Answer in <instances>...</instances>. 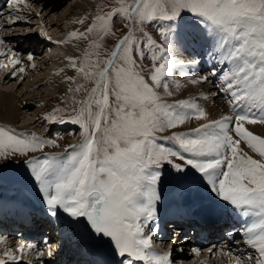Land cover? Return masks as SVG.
<instances>
[{"label": "snow or ice", "instance_id": "1", "mask_svg": "<svg viewBox=\"0 0 264 264\" xmlns=\"http://www.w3.org/2000/svg\"><path fill=\"white\" fill-rule=\"evenodd\" d=\"M22 3L24 0H7L12 11L0 27L24 19L17 12ZM115 4L111 11L97 14L84 32L73 31L67 40L57 42L88 39L91 34L103 41L116 35L114 19H123L127 29L107 59H100L102 44L97 40L89 44L91 51L85 50L79 63L69 58L77 77L92 84L89 89L85 83H77L76 77H68L76 84L70 92L87 93L76 101L80 107L73 108L74 114L68 117L81 130L80 142L68 145L64 155L44 153L42 158L24 161L48 210L52 216L63 210L71 222L84 219L90 226L88 238H108L114 253L125 257L126 264H175L172 249L157 252L153 247L156 233L149 223L157 218L159 187L164 181L162 165H171L177 174L190 166L206 180L208 190L223 206L249 218L243 229L244 243L255 251V264H264V137L245 127L264 124V0H115ZM184 14L192 16V39L207 44V55L220 65H231L219 74L213 70L211 75H219L221 91L229 94L227 103L235 116L208 120L205 110L191 101L169 104L162 99L158 89L171 96L168 80L184 64L177 59L183 47L178 22ZM85 19L77 22L84 24ZM156 21L170 22L159 28L163 43L146 30ZM4 43L0 39V44ZM8 52L12 53L10 75L15 77L25 69L17 67L22 61L15 58L16 53L10 48ZM2 56L7 53L0 51ZM27 59L31 61L32 55ZM145 60L150 61L147 70ZM189 63L198 65L199 61ZM7 67L0 61V68ZM201 79L206 81L207 77ZM176 87H180L178 82ZM60 112L55 109L45 119L52 123ZM193 117L207 122L191 133L173 132L170 139L180 151L156 143L157 132L176 129ZM59 122H65L63 116ZM242 144L259 158L245 151ZM45 146L59 147L54 140L35 133L15 134L14 129L0 127V159L4 161L43 152ZM176 158L183 163H176ZM175 179L177 186L183 184L180 175ZM193 194L191 189L181 192L182 196ZM4 242L0 237V244ZM26 248L31 250L35 245ZM192 251L200 253L197 248ZM20 252L25 253L23 244ZM43 255L38 253V257ZM224 255L232 254L228 251ZM20 259L6 249L0 264H19ZM247 260L252 264L253 256L249 254Z\"/></svg>", "mask_w": 264, "mask_h": 264}, {"label": "bare ground", "instance_id": "2", "mask_svg": "<svg viewBox=\"0 0 264 264\" xmlns=\"http://www.w3.org/2000/svg\"><path fill=\"white\" fill-rule=\"evenodd\" d=\"M37 1L40 2L42 0H37ZM94 1L95 0H73V1L72 0H48L46 5L49 6V3L51 2L53 3V5L49 7L50 10L47 11L44 18L47 17L48 13L52 14V12H55L54 10H56L57 7L63 4H66L67 2H70V3L68 6H66V9L64 8L62 12H58L56 17H54L52 14L46 19L45 26H49V28L47 29L48 30L53 29V31L52 32L47 31L45 33L44 29L42 30V28H39L42 25L37 27L38 25H36L34 21L33 22L30 21L33 19V15H34L33 14L34 8L30 4L32 1L24 0V3L19 4L17 6V12L19 13V15H22L24 19L14 21L12 25L8 26V25L3 24V26L0 27L1 28L0 34L1 35L5 34V36H3L5 40L4 39L3 40L6 43V46H3L2 44H0V51L5 52L6 50L10 48L12 49V52L18 53L19 50H21L20 58L23 62H22V65H19L17 67H23L25 69L24 72H17V75L13 77L10 75L13 69L11 66L8 65V62L6 63V61H9V58L12 55V53L9 54L8 56L0 57V61L3 62V57H4V60L6 59V61L3 63L9 66V68L8 67L3 68V69L0 68V72L2 74V76L0 77V122L2 123L4 122L3 124L5 125L6 124L12 125V126L14 125L13 127H15V130L20 133L21 132L29 133V130H31V133L34 132L35 134H38V135L39 134L45 135V134H42L41 131H40L41 133H38L35 130H33L37 126V124H35L36 121H34L35 120L34 115L36 113L35 111L42 108V106L45 103V99L48 98L47 96L51 94V92L47 90V86L49 88H52V87L54 88V87H59V86H62L63 88L65 87L62 81V76L66 75L70 71L69 58L77 54L76 45L78 44L77 42H74L73 39L68 41L67 43H57V42L67 40L68 35L71 33L70 30L72 29L71 28L72 26L67 25V21H68L67 18L70 12L73 10L72 6L73 7L76 6L80 10L85 11L92 6L95 7ZM23 5H24V8H23ZM0 6L1 8H4L3 11H1L0 13L7 12L5 15V19H6V17L9 16L12 11L10 9V13H9L8 10H6L8 7L7 0H0ZM67 8H69V10ZM27 11L29 12L28 14H27ZM30 14H32V16L30 20H27L29 19ZM182 19H186L187 23L190 21L192 22L191 15L187 17H183ZM28 21H30V25H28V27H24V28L14 27V29L12 30H7L9 27L11 28L15 24L19 23L18 26H20L24 23L25 24L29 23ZM0 23H3L1 16H0ZM173 23H177V22H173ZM178 23L181 26L180 32H181V36L183 37V41H182L183 47H182V51L177 54V59L182 60L184 64L182 68L178 67L176 70H174L173 77L168 80L169 89L172 88L170 86H173V89L172 90L170 89L171 91H174L175 89H179V90L181 89V91H185V88L190 86L193 80L197 81L195 83L196 87L194 88L193 91L195 94L194 96H199V100H194V101H197V103L200 104L198 106L205 110V112L207 113V117H208L207 119L211 118L212 120H219L222 117V114H224L225 116V113H223L222 108L219 107L218 101L216 102V104H214V102L209 99V93H208L209 89H207L205 81H202L201 79L202 77H200L202 73L204 72L209 71V73L211 74L213 70L216 71L219 63L217 60L207 55V52L209 51V47L207 44H205L202 40L194 41L192 39L191 35L189 34L191 24L187 25V23H185L184 20H181ZM56 30L65 31V32L60 34V33H57ZM17 36H22L23 38H26L25 42L29 43V48L30 47L31 49L32 47L38 48V50L40 49L42 52H44V55H45L44 57L41 56V59H40L42 60V63H44L43 69L45 70L42 73H35L34 74L35 76L33 75L34 77L30 75L32 78L27 82L28 84L25 85L27 88H26V91L23 93L18 92L19 90L15 92L14 89H13L14 90L13 92L11 89H9L11 87L7 88L8 85L7 87H3L10 80H13V78H15L17 81L18 80L20 81V79L25 80L30 74V72H32L33 74L34 69L37 67V63L32 61L33 59L31 61H28L27 59L28 56L23 55L25 50L21 49L20 47L15 46L14 41L17 38ZM50 48H54V50L52 49L53 52L49 51ZM16 57L17 55L15 56V58ZM193 59L199 61V64L191 65L189 62ZM45 63H47V66L45 65ZM32 65H35V67H32ZM40 65H39V68H40ZM49 65H51V67H49ZM210 78L214 80L213 82H210V83L216 84L215 88L217 89L219 85H221L220 82L217 83L218 81L217 75H211ZM176 82L179 83L180 85L179 88L176 87ZM179 93L181 94V92ZM187 95L184 97V100L190 99V96L189 95L187 96ZM228 98H229V95L223 94V105L224 106L228 105L232 108V106L227 103ZM204 99L206 100V104L205 102H203ZM29 104L34 105V107H31ZM252 111L255 114H258L257 110L253 109ZM231 114H235V113L231 111ZM194 120L197 121V119H194ZM202 120L203 119L199 120L198 123L202 122ZM195 121H193V119H190L189 121L186 122L187 123L186 126H188L189 128L196 127L197 124L195 123H194L195 125L193 124V122ZM245 127H247L254 134L264 137V124H259V123L253 124V125L246 124ZM56 132L59 133L60 130L54 131L53 134ZM242 147L244 148L245 151H248L250 155H253L254 158H259L258 156H256V154L251 153V151L247 149L246 145L242 144ZM63 153L64 152L61 151L60 155H63ZM195 178L196 179L194 181L195 182L198 181L201 184V187L197 185H195L196 187L193 189L186 187V179L183 178V184L181 186H177L176 188L170 186L169 189L161 193V200L157 203V214H156L157 218L154 221H150L149 223V228L155 231L156 233L154 236L153 247L156 248L155 250L157 252H165L164 250L166 247L173 250L172 245L174 246L177 245L176 244L177 242L168 241L169 240L167 238L168 234H166L165 232L164 225H165V222H167L168 220L174 219V217L179 214H183V212H185L184 211L185 208H189V209L197 208L198 209L200 207H207V208H204L203 210V211H206V213H212V214L215 213V214L222 215V216L225 215L227 212H230L231 210L230 207L223 206L222 202H220L217 198L214 197L213 194L210 193V191L208 190V187L206 186V180H204L201 177V174L199 176L198 174L195 175ZM170 185H177V181L171 183ZM13 187L19 189L21 185L20 184L13 185ZM0 189H5V188H0ZM184 189H191L193 190L194 194L182 196L181 192ZM21 192L23 194L24 190H22ZM25 200L27 201L26 198ZM20 205L22 206V204ZM208 206H211V207H208ZM8 211L9 210H6L3 212L1 211V207H0V218L2 216H5L4 213ZM28 211L29 209L22 207V209L18 211V214L26 213ZM57 212H59L60 214V217L58 216L57 218L56 216H52L50 212L48 214V219L55 222L56 224V229H54V231L50 233L52 235L50 234L48 235L49 239L52 236L51 240L44 239L47 235L45 237H42L41 235V229L45 227V224H49V222H47L45 218L40 219L36 233L31 234V235L29 234L16 235L18 231H17V228H15V229H12L6 236V230L2 227L3 223H0V237L3 236V238H5V242L0 244V246L4 247V249L1 250L2 252L0 253V255H3V252L6 249H10L8 247L9 246L8 242L11 241L10 238L12 237V239H16L17 237V239H21L20 243L17 244L18 250H20L21 244L23 245L34 244L35 245L34 249L28 250L27 248H25V251L31 252L30 254L32 257H37V261L39 262V264H47V263H44L45 260L50 261L49 264H61L62 262L66 263L65 260L67 259L68 254L71 255L73 258H70L67 261V264L68 262L73 261V260L80 262L81 260L85 259L86 256H83V254H85L86 251H91L98 244L96 240H94L95 238L94 239L88 238L90 234V229H88V231L80 230L78 226L79 222L78 224L77 222H71V218L68 217L67 214H66V219L68 222H66L65 216H64L65 214H62L61 213L62 211H59V210ZM9 215L10 213H7V216ZM243 219L245 220L246 226H247V223L250 222L249 218L245 219V217H243ZM81 222L82 220H80V223ZM67 223L70 224L71 228H69V225ZM215 225H219V223L215 221H211L210 229H212L213 226ZM26 228L27 227H24V229ZM2 233L3 235H1ZM54 235L56 236L55 240H54ZM220 236L222 240L219 242H216V243L211 242L213 243L211 245L209 244L207 245V242H205L202 245H199L200 248L207 247L208 250L211 248L212 252L209 255L214 253L216 256L217 253H219L216 257L213 256V258H217V260L212 262L210 261V259H208L209 263H206V264H224L223 261H220L218 259V257H220L221 255H223L224 258H226V261L228 264V260L230 261V257L224 255V253L228 252V249L230 250L232 248L235 249L233 251H234V254L236 255L232 254V259L229 264H245V263L248 264L247 257L249 254L253 256L252 264H255V256H256L255 251L248 248V246L244 243L245 237L243 235V232L240 233V238L239 240L237 239L238 241L236 242H234L235 239H229V238L225 239V236H223L222 234ZM177 238L180 239L181 237L179 236ZM187 239L188 238H186L185 241H187ZM11 242L13 243L16 241L13 240ZM103 242H104V245L102 248L105 254L103 257L104 258L103 263L101 264H121L122 261L124 262V264H126L125 257L119 258V261L111 260V258L112 257L114 258L115 256L112 251L114 246L107 240ZM105 242H108V245L105 244ZM155 242H157V245ZM189 244L190 242L188 240L187 242L184 243L185 247L183 248L180 247L182 250V252L180 253V259L184 261L187 258L186 256L188 255V251H190L189 256L191 255L194 256L196 254L192 250H190L188 246ZM49 245H51V248L49 247ZM161 245H163L164 248ZM192 245H195V243H193ZM53 246L57 248V251ZM236 247L237 249L239 248L238 251ZM11 251L14 252L15 250H11ZM49 251L52 252L51 256L47 254ZM80 251L82 252L79 253ZM39 252H43L44 255L42 257H38ZM53 252L58 255H65V258H61L59 256H57L56 258V256L54 257ZM65 252H67L68 254H65ZM30 254L28 255V257L25 258L26 261L20 260L19 264H27L29 261H31V264H33L32 258H29ZM238 255L239 257H241L239 261L235 259V257H237ZM205 258L206 257H203V256L200 257V259H205ZM7 263L13 264V262H7ZM137 264H143V263L137 262Z\"/></svg>", "mask_w": 264, "mask_h": 264}, {"label": "rangeland", "instance_id": "3", "mask_svg": "<svg viewBox=\"0 0 264 264\" xmlns=\"http://www.w3.org/2000/svg\"><path fill=\"white\" fill-rule=\"evenodd\" d=\"M31 1L32 2L30 4L34 8V11L33 10H31V11L34 12L33 13L34 15H33V19L30 20V18L32 16V14H30L29 19H27V20H30L31 22L34 21L35 24L38 25L37 27L42 25L39 28H42V30L44 29L45 33L47 31L48 32H52L53 31V29H49V30L47 29V28H49V26H45L46 19L52 14H53L54 17H56L57 13L58 12H62V10L64 8L66 9V6H68L69 3H70V2H67L66 4H63L64 6L61 5V6L57 7V9L54 10L55 12H52V14L48 13L47 17L44 18V16L46 15L47 11L50 10L49 7L51 5H53V3L52 2L49 3V6H48V5H46L48 0H42L40 2L37 1V0H31ZM38 2H39V4H38ZM94 2H95L94 3L95 7L92 6V7H90L89 9H87L85 11L80 10L76 6H74V7L72 6L73 10L70 12V14H69V16L67 18L68 19L67 25L68 26H72L71 27L72 29L70 30V32H73V31H76L78 33L79 32H84L86 30V28L92 23L93 18L97 14L107 13V12L111 11V9L113 7L116 6L115 0H95ZM96 2H98V3H96ZM23 8H24V5H23ZM3 9L4 8H1L0 12L3 11ZM67 9L69 10V8H67ZM6 10H8V12L10 13V9L8 7H7ZM6 13L7 12H3V15L1 16V19L3 21L6 20L9 17V16H7L6 19H5ZM28 13L29 12L27 11V14ZM27 14H26V16H27ZM84 18H87V19H85V23L84 24H80V23L77 22V21H79L81 19H84ZM182 20H184L185 23H187L186 19H182ZM30 21H28L29 23H27V24L24 23V24H22L20 26H18L19 23L15 24L11 28L9 27L7 30H12V29H14V27H16V28L28 27V25H30ZM169 23L170 22H168V21H156L151 26H148L146 28V30L148 31V33L150 35L153 36L154 39L157 40L158 43H163L162 39L159 36V28L160 27H167ZM123 24H124L123 19H114L112 27H113V30L115 31L116 35L115 36H107V37L104 38L103 41H99L98 37L95 34L89 35L88 39H83V38L76 39V38H74L73 39L74 42H77V44H78V45H76L77 54H75L76 56L73 55L71 58L75 59L77 61V63H79V61L83 58L85 50L91 51V49H89V44L93 40H97L99 43L102 44V47L100 48V59L101 60L107 59V57L110 54V52L114 49L115 44L127 32V29H125L123 27ZM190 24H191V21L187 23V25H190ZM5 25H7V24H5ZM0 30H1V28H0ZM56 32L61 34V33H64L65 31L56 30ZM16 33H17V31H16ZM137 35L139 36L140 34L137 33ZM0 36H1L0 39H4L5 40V38L3 37V36H5V34H3V35L0 34ZM25 40H26V38H23L22 36H17V38L14 41V44H15L16 47H20L21 49L25 50L23 55H27V56L29 54L32 55V57H33L32 61L37 63V67L38 68L36 67L34 69L35 72L33 71V74H32V72H30V74L26 78L28 80L20 79V81L19 80L17 81L15 78H13V80H10L5 86H3V87H7V85H8L7 88L11 87L9 89H11L13 92H14V90H15V92H17L18 90H19L18 92H21V93L25 92L26 88H27L25 85H27L28 84L27 82L32 77L35 76L34 74L35 73H42L45 70V69H43L44 63H42V60H40L41 56L42 57L45 56L44 52H42L40 49L38 50V48H33V47H32V49H31V47L29 48V43H26ZM2 45L6 46V43H4ZM52 49L54 50V48H50L49 51H52ZM20 51L21 50H19V52L16 53V55H17L16 58L21 60ZM35 51H37L38 53L35 52ZM5 52L7 53V56L9 54H11L10 52H8V50H6ZM10 58H12V55L10 56ZM5 61H6V59L4 60V57H3V62H5ZM7 62H8V65L11 66L9 61H6V63ZM20 65H22V63ZM39 65H40V68H39ZM45 65L47 66V63H45ZM9 66H8V68H9ZM49 67H51V65H49ZM144 67H145V70H147L148 67H150V61L149 60H145L144 61ZM218 67H219V69H218ZM218 67L216 69L217 74H219L221 72L222 68H229V67H231V65L227 66L226 63L224 65L218 64ZM3 75H4V73H3ZM1 76H2V74L0 72V77ZM68 77H76V82L77 83H85V86L87 88H89V89L92 87V84L90 82L86 83L83 80V77H77V73H76L75 69H73L71 67H70L69 73H67L66 75L62 76V81H63V84L65 86L64 88L62 86L54 87V88L53 87L49 88L47 86V90L49 92H51V94L48 95L47 96L48 98L45 99V103L42 106V108L37 110V111H35L36 113L34 115V118H35L34 121H36L35 124H37V126L33 130H35L38 133L42 132V134H45V135H40V134L39 135L36 134V135H38V136H40V137H42L44 139L54 140L56 142V144L59 145V147L45 146V148L43 149V152L38 151L36 153H29L27 157H19V156H17V157L12 158L9 161H4L3 159H0V188H5V189H0V190H2V191H0V200H2L3 198L4 199L9 198L8 201L15 200L16 204L20 203V204H22V206L29 205L30 203H35L38 200L39 202H42V204L47 206L44 203V201H43L42 194L39 192L38 185L35 183L34 178H32L31 175H30V169L27 168V165H26V163L24 161L26 159H31L32 157L42 158L44 153L60 155V152L61 151L64 152V150L68 147V145L77 144V143L80 142V140H81L80 131L81 130H80V128H79V126L77 124L71 123L68 120V117L70 115L74 114L72 112L73 108H79L80 107V105L77 104L76 101L82 100L87 95V93L84 92V91H81L79 93H76L74 91L70 92L69 89L70 88L71 89H75L76 84L73 83L72 81L68 80ZM200 77H207L208 78L205 81V84H206L207 89H209L208 90L209 99L212 100L214 102V104H216V102L218 101L219 107L222 108V111H223V113H225V116L226 115L235 116V114H231L232 108L230 106H228V105L224 106L223 105V94H225V95H229V94L227 92L221 91L220 85H219L220 88L218 87L216 89L215 88L216 84H211L210 83V82H213L214 80H212L210 78L211 74L209 73V71L202 73V75ZM217 80H218L217 83L220 82L219 75H217ZM202 81H204V80H202ZM18 82H20V83H18ZM170 87H172V88H170L172 90L173 86H170ZM195 87H196L195 83H193V84L191 83L190 86L185 88V91H181V89L180 90L179 89H175L174 91H171L169 89V91H171L173 93L171 96L166 95L163 88L158 89V91H159L162 99L165 102L169 103V104H173V103H175L178 100H184V97L188 94L190 96V99H188L186 101H191V102H193V103H195L197 105H200L199 103H197V101H194V100H199V96H194L195 94H194L193 90H194ZM179 92H181V94ZM173 95H174V97H173ZM187 98H189V97H187ZM193 98H195V99H193ZM203 102H205V104H206V100L205 99L203 100ZM29 105L31 107H34V105H32V104H29ZM55 109H61V112L59 114H57L58 119L56 121H54L52 123H49V121L46 120L45 117L49 116V115H53ZM59 116H63L65 122H63V123L59 122ZM222 116H224V114H222ZM192 119H193V121H195L194 117ZM208 120H212V119L210 118ZM198 122H199V120L193 122V124L195 123V124H197V126L196 127H192V128L191 127L189 128L188 126H186L187 123H185L183 125L178 126V128H176V129H165L164 131L157 132L155 134V141L159 145H162V146L168 147V148H172L173 150L180 151L178 144H176L175 141L170 139V137L172 136L173 132L191 133L192 130L195 129V128H198L200 126V124L206 123L205 120H202V122H200V123H198ZM3 123L0 122V127H4L5 129H14L15 130V127H13L14 125L13 126L12 125H8V124L5 125ZM68 126H69L68 129H63V128H67ZM56 130L57 131L60 130V132L59 133L56 132V133L53 134V132L56 131ZM19 133L20 132H17L15 130V134H19ZM21 133H25V132H21ZM27 134H31V130H29V133H27ZM70 150L71 149H69V151ZM64 154L65 153H63V155ZM184 155L186 157L188 156L187 153H184ZM175 162L176 163H183V161H180L178 158L175 159ZM160 170L162 171V175L164 177V181L159 187L160 194L163 193L164 191H166L167 189H169L170 186L174 187V188L177 187V185H170L171 183L176 181L175 177L177 175H180L181 177L186 179V187H189L191 189L195 188L196 187L195 185L201 187V184L198 181H196V182L194 181L196 179L195 175L198 174V176H199L200 174L195 172V170L191 169L190 166L186 169L185 172L180 173V174H177L175 169H173L171 165H168L166 163L162 165ZM23 179H26V180H24V182H23ZM20 181H22L23 184ZM17 184L21 185V187L19 188L21 191L24 190V193H23L24 196H23L22 192L19 189L13 187V185H17ZM25 198L27 199V201L25 200ZM208 207H211V206H208ZM23 208L28 209L27 207H23ZM59 211H62L61 213L65 214L64 215L65 216V220H66V222H68L67 219H66V213H64L63 210H59ZM58 216L60 217L59 212H57L56 218ZM81 220H82L81 223H80V221H79V224L77 222V224L79 226V229L88 231V229H90V227L86 226V221L84 219H81ZM67 224L69 225V228H71L70 224L69 223H67ZM166 234L169 235V233H167V232H166ZM1 235H3V233ZM50 235H52V234H50ZM10 239H11V241L15 240L16 242H13V243L11 241H10L11 243L8 242V245H9L8 247L11 250H15L13 252L15 255L21 256L20 260L26 261L25 258L28 257V255L31 252H26L25 251V253L22 254L20 252V250H18V248H17V244L20 243L21 239H17V237H16V239H12V237ZM55 239H56V236L54 235V240ZM105 239L107 241H109L108 238H103L102 240L95 238L94 240H96V242L99 243V241H102V242L106 241ZM105 244L108 245V242H105ZM176 244H178V243H176ZM156 245H157V243H156ZM167 245H168V243H167ZM26 246H25V248H26ZM161 246H163V245H161ZM54 248L57 251V248L56 247H54ZM163 248H164V246H163ZM172 248H173V258L175 260V264H206V263H209L208 259H210V261H212V262L217 260V258H213V256H215L214 253L209 255V253H208L209 251H208L207 247H203V249L205 251L204 250H200L201 252L199 253V255L195 254L194 256H192V255L189 256L190 251H188V255L186 256L187 258H186L185 261L180 259V256L178 255V250H179L180 247H178V245H175V246L172 245ZM3 249H4V247L0 246V253L2 252L1 250H3ZM236 249H237V247H236ZM238 249H237V251H238ZM168 250H169V248L166 247L164 251H168ZM161 251H163V250H161ZM206 251H208V252H206ZM113 254L115 256H114V258L112 257L111 260H114V261L118 260L119 261V258H121V257L118 256V254H115L114 251H113ZM218 254L219 253H217V255ZM231 254L236 255V254H234V252L231 253ZM30 256H31V254H30ZM202 256L206 257V258L205 259H200V257H202ZM220 257H218V259L220 261H223L224 264H227L226 258H224L223 255H221ZM231 259H232V255L230 257V261L228 260V264L231 262ZM49 262L50 261H46V260L44 261V263H47V264H49ZM63 264H65V263H63Z\"/></svg>", "mask_w": 264, "mask_h": 264}]
</instances>
